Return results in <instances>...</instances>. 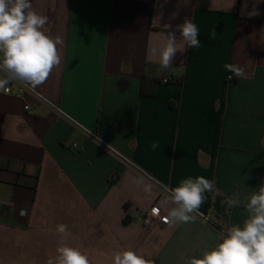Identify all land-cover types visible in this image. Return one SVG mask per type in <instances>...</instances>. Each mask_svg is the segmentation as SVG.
Wrapping results in <instances>:
<instances>
[{"label": "crops", "instance_id": "obj_1", "mask_svg": "<svg viewBox=\"0 0 264 264\" xmlns=\"http://www.w3.org/2000/svg\"><path fill=\"white\" fill-rule=\"evenodd\" d=\"M257 2L242 12L244 0L230 9L233 0H31L48 17L47 33L63 40L60 65L35 90L133 165L35 97L0 95V264H46L63 243L90 264H113L124 250L186 264L221 238L198 218L167 222L175 205L166 188L187 177L215 181L200 212L228 229L242 226L243 202L264 184V0ZM254 4L259 15L249 17ZM186 17L201 47L161 68L149 49L162 42L164 25L175 29ZM225 63L242 66L247 79L229 81ZM144 78L159 82L153 97L141 95ZM20 173L38 177L36 193ZM229 198L242 203L227 209ZM155 206L164 221L144 226ZM59 224L71 232L66 241Z\"/></svg>", "mask_w": 264, "mask_h": 264}, {"label": "clouds", "instance_id": "obj_2", "mask_svg": "<svg viewBox=\"0 0 264 264\" xmlns=\"http://www.w3.org/2000/svg\"><path fill=\"white\" fill-rule=\"evenodd\" d=\"M234 3L235 0L228 9ZM247 7V0H244L241 11L244 12ZM177 15V12H173L171 18ZM257 15L259 11L254 4L248 16ZM47 23L48 17L36 12L31 0H0V93H7L9 85L14 82L35 89L46 82L54 67L60 65L59 46L63 40L60 36L52 37L47 33ZM164 27L166 30L160 34L162 42L154 44L149 54L161 68L168 69L172 67L177 52L183 53L186 48H200L201 41L198 39V26L187 17L175 29L170 24ZM216 36L213 28L209 39L215 40ZM223 68L235 77L247 79L244 68L239 64L225 63ZM150 148L156 150L159 143L153 141ZM216 191L215 181L204 176L187 177L175 188L167 187V202L175 205L167 212V222L177 225L195 222L198 215H203L199 210L205 202V194ZM225 203L227 209H231L241 205L242 201L229 198ZM243 204L247 218L242 226L234 225L226 233H221L220 242L215 247L201 256L187 258L186 264H264V184ZM25 214L21 210V215ZM56 231L62 241L71 235L65 224H59ZM112 261L113 264H154V261L133 250L115 252ZM46 264H90V259L79 248L63 243L57 247L56 255L47 259Z\"/></svg>", "mask_w": 264, "mask_h": 264}, {"label": "built area", "instance_id": "obj_3", "mask_svg": "<svg viewBox=\"0 0 264 264\" xmlns=\"http://www.w3.org/2000/svg\"><path fill=\"white\" fill-rule=\"evenodd\" d=\"M229 76H232V79H233V75H229ZM232 79H229V77H228L229 81H231ZM0 95L14 97L18 100H25L27 98V96L35 97L38 101H40L41 103L51 107L53 110L58 112L62 117L66 118L70 123L73 124V126L77 130L82 132L86 137L91 138V139L97 141L98 143H100L102 146H104L110 152L114 153L119 158L123 159L126 164L131 165V166L133 165V163L128 158L124 157L122 154H120L114 148H112L107 143H105L103 140H101L97 133L92 132V131L88 130L87 128H85L79 122H77L76 120L71 118L69 115H67L63 110H61L59 107H57L55 104H53L50 100H48L46 97H44L42 94L38 93L35 89H32L31 86L14 82V83L9 85V90L7 91V93H0ZM25 110L28 112L31 111V106L26 105ZM77 146H78L77 144H73L72 148L76 149ZM201 213H203V212H201ZM197 218L202 223L209 225V226H212L215 229H217L218 232L220 233V235H221V233H226L225 229H220L218 227V226H220V222L213 221V216L211 214L206 212V213H203V215H198ZM153 221H157L159 223L164 221V218L161 214L160 209L156 206L153 207L151 210H149V212L144 217H142L140 219V222L144 226H147V227L150 226Z\"/></svg>", "mask_w": 264, "mask_h": 264}, {"label": "trees", "instance_id": "obj_4", "mask_svg": "<svg viewBox=\"0 0 264 264\" xmlns=\"http://www.w3.org/2000/svg\"><path fill=\"white\" fill-rule=\"evenodd\" d=\"M170 81L171 80H168V82H170ZM158 83L159 82L157 80H149V79L144 78L143 85H142L141 95L144 96V97H153L154 94H155V87H156V85ZM151 86H152V88H151ZM17 176L18 177H26V178L31 179V181H32V188L31 189H33L34 193H36V190H37V182H38V177L37 176H35V177H28L24 173L17 174ZM17 184H19V183L17 182ZM130 209H131V206L130 205H126L125 206L126 212H128ZM130 221H131L130 217L126 216L124 222L126 224H128ZM220 221H221L220 222V226H218V227L220 229H225L226 232H227V230H228L227 226L225 225L224 222H222V220H220Z\"/></svg>", "mask_w": 264, "mask_h": 264}]
</instances>
